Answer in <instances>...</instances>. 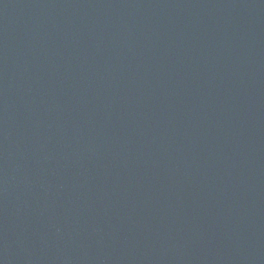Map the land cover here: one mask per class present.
Instances as JSON below:
<instances>
[{
  "label": "water",
  "instance_id": "95a60500",
  "mask_svg": "<svg viewBox=\"0 0 264 264\" xmlns=\"http://www.w3.org/2000/svg\"><path fill=\"white\" fill-rule=\"evenodd\" d=\"M0 264H264V0H0Z\"/></svg>",
  "mask_w": 264,
  "mask_h": 264
}]
</instances>
